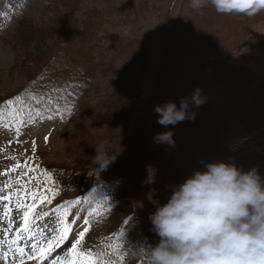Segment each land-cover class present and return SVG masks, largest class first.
Instances as JSON below:
<instances>
[{
  "label": "rangeland",
  "instance_id": "374dc122",
  "mask_svg": "<svg viewBox=\"0 0 264 264\" xmlns=\"http://www.w3.org/2000/svg\"><path fill=\"white\" fill-rule=\"evenodd\" d=\"M65 1L0 0V252L8 251V241L22 224L24 209L19 204H31L35 193L38 207L30 221L34 236L20 233L25 264H52L85 228L89 230L80 249L90 252L97 264H141L143 243L158 241L148 217L156 203H164L165 190L153 205V188L146 186L144 173H123L124 158L139 152L140 145L148 153L152 145L161 167L157 175L170 183L204 171L206 163L224 162L226 156L237 168H255L264 177V12L253 17L218 14L210 4L194 10L190 0H75L77 10L69 12ZM92 9L98 25L91 29L85 17ZM64 12L70 14L65 21ZM33 27L45 36V52L53 51L49 43L59 44L57 53L53 51L56 57L42 72L37 67L43 54L36 53L33 61L29 56L35 44L40 51L38 41L43 39L42 33L27 37ZM74 29H82L91 40L80 42L83 32L78 38L64 37ZM192 59L201 67L191 68ZM200 69L214 81H224L234 104L221 116L209 109L208 99L199 107L190 104L195 119L163 130L155 106L172 101L179 108L180 100L195 90L190 85L177 92L179 79L195 76ZM87 70L91 74H85ZM32 73L38 74L39 87L26 81ZM165 90L170 93L163 101L159 95ZM168 130L173 138L177 133L183 137L187 146L178 145L180 151L173 152L169 145L154 142L156 134ZM214 138L224 146L212 154L214 149L204 143ZM96 148L118 149L119 157L102 169L91 158ZM174 164L180 172L167 173ZM61 167L83 169L74 183L80 188L73 193L68 194L62 182ZM5 196L11 199H2ZM40 197L50 203L40 204ZM114 208L132 215L115 221ZM141 212L144 223L137 219ZM65 223L70 229L66 246L52 250L43 261L28 259L33 243L46 247ZM15 247L7 260L0 257V264H19Z\"/></svg>",
  "mask_w": 264,
  "mask_h": 264
},
{
  "label": "clouds",
  "instance_id": "9594fccd",
  "mask_svg": "<svg viewBox=\"0 0 264 264\" xmlns=\"http://www.w3.org/2000/svg\"><path fill=\"white\" fill-rule=\"evenodd\" d=\"M209 4L218 14L253 17L264 12V0H190L194 10ZM204 102L197 88L180 100L179 108L172 101L157 105V123L167 128L193 120L189 105ZM153 140L175 146L171 130ZM95 150L91 158L103 169L112 158ZM204 169L173 186L166 203H156L148 219L158 241L143 243L139 254L146 264H264V177L255 168L244 171L223 161L206 163ZM155 171L147 167L149 183Z\"/></svg>",
  "mask_w": 264,
  "mask_h": 264
},
{
  "label": "trees",
  "instance_id": "16d2710c",
  "mask_svg": "<svg viewBox=\"0 0 264 264\" xmlns=\"http://www.w3.org/2000/svg\"><path fill=\"white\" fill-rule=\"evenodd\" d=\"M62 3H64L63 5L65 6V9H67L69 12L73 11V10L74 11L77 10V8H76L77 2L75 0H68V1H65V2H62ZM67 16L70 17V14H67V12H64V14L61 17V20L65 21ZM85 18L87 19V24L85 26H87V27L90 26V28L92 29L94 26L98 25V23H97L98 22L97 15L94 14L93 9L90 12H88V16L86 15ZM61 23H63V22L61 21ZM51 32L52 31H47L46 35H50ZM82 32H83V35L79 34V33H82ZM32 33L41 35L42 32L38 31L37 29H35L33 27L32 30L30 31V33L27 35V37L29 36L28 37L29 39L31 38ZM72 34H74L76 38H78V34H79L81 36L80 39H79L80 42H83V41L87 40V43H88L91 40V38H92V37H90V35L88 33H84V31L82 29L71 30L69 33H66L64 37H66L67 35H68V37L72 36ZM41 36L43 37V39L42 40L39 39L40 41H38V47L40 48V51H38V52L35 51V45H36L35 44L33 46V48H32V54L29 55V56H32V61H33L36 53L37 54L38 53H42L43 54V57H42L41 62H40V66L37 67V68H39L38 72H42L44 68L48 67V65L52 61V59L54 57H56L55 54L57 53V50L59 49L58 48L59 44L54 43V45H51V43H49L50 50H53V51L56 50V53H53V51H50V53H48L47 51L45 52V50L47 49L46 48V43L47 42H45V36H44L43 33H42ZM24 39H25V37H24ZM32 41H34V39H32ZM30 43H31V40H30V42L28 44H30ZM43 46H44V50H43ZM59 54H60V52H59ZM86 54H87L86 51H84L83 55L85 56ZM26 58H27V56H26ZM68 58H70L71 61L75 62V64H78V61H76L77 59H75L73 57H69V56H68ZM28 59H30V58L28 57ZM192 60H193V64H191V68H198L199 66L201 67V63H200L199 60H197V59H192ZM202 62L204 63L206 61L204 60ZM189 66H190V64L187 67H189ZM81 67L82 66H80V68ZM84 73L85 74L86 73H90V71L87 70ZM197 73L198 74H196L195 76L188 77V78L183 79V80L179 79L180 82L178 81L175 90H177V92H178V89L181 90V92H183L185 90L187 91L190 85H192L195 89L199 88L201 97H203L204 99H208L207 101L211 105V107H209V109H211V108L215 109V112L219 114L218 116L224 115L226 108H229L231 105L234 104L233 94L228 92V88L225 87L226 84L224 83V81L223 82L214 81L215 78H213V75L211 73H209L208 71H206V69L201 70L200 72L197 71ZM72 74L75 75L74 73H71V75ZM37 76H38L37 73H36V75H34V73H32V77L26 78V81H28V83H32V86L37 84L38 87H39L40 86V81H39ZM81 78L83 79V75L81 76ZM87 78H88V76H87ZM223 78L225 79L226 77H223ZM82 87H84V85ZM210 87H211L212 91L208 90V89H210ZM224 88L227 89V91ZM170 91L173 92L172 90H170ZM208 92H210V93L212 92V94L210 95ZM45 93H47V92H45ZM160 93L161 94L159 95V97H161L162 100L164 101L165 98L167 97V94L170 93V92L168 90H165V91H162ZM208 94L210 96H208ZM159 97L156 96V98H159ZM181 98H183V97H181ZM220 102L222 103V105L227 103L225 105L226 107L225 106L223 107L224 109L220 108V106H219ZM161 127H163V130H164L165 127L164 126H161ZM153 130H154V127H153ZM173 140L175 141V146L174 147L170 146V149H169L170 151L173 149L172 150L173 152L174 151L179 152L180 150L178 148V145H180V147L181 146L182 147L187 146L185 144V139L183 137L178 136V133L175 134ZM219 144H220V146H219ZM219 144L217 145L215 143V138H214V141L211 140V141H208V143H204L205 147H209V150H213L214 149L212 154H215L216 151H218V149L220 147L222 149V146H224L223 142L219 143ZM225 144L228 146L227 143H225ZM140 146H141V149L139 150V152L136 151V152H134V154L132 156H128V157L124 158L125 162H124V167H123V170H124L123 173L128 172V174H130L129 172H131V171L133 172L134 170H136L135 172H138L139 174L140 173H144V177L147 178L148 177L147 167L153 165V167L156 170L155 171V176L153 178V182H151L149 184V182H147V180H145V182H147L146 186L147 187L151 186L153 188V192L152 193H153V196L155 198L150 200V202H152V204L155 205V202L153 200L159 199L160 198L159 197L160 193L163 190H165V194L163 196L162 201L164 203H166L167 199L171 195L172 187L179 185L180 183H182L184 181V179L179 180V181H177L175 183H170V182H167L164 179H162V177L157 175V173L161 170L160 169L161 167H159V168L157 167L158 165L155 162V157H154V155H152V150H153L152 149V145H150L151 148L150 147L147 148L150 151V153H148L146 150H144V149H146V148H144V145H140ZM117 150L118 149H113V150H109V151L107 150L106 152L109 154L110 158L114 159V158H116V156H118V151ZM226 152H228L231 155L230 151H226ZM229 157H231V156H226V159L224 161L225 163H228L230 161ZM112 159H110V160H112ZM167 160L168 159H166L165 161L168 162ZM136 162H139V163L142 162L143 166L141 168H139ZM176 162H178V161H176ZM162 164H165V163H162ZM175 164L172 165L171 168H168L167 173L171 172V171L174 174L176 172H180V171H176L175 172V170L179 169V164L177 166ZM58 170L60 171V173H61V171L63 173L62 182H64L65 185L69 188L68 194L73 193L74 190H78V188H80L78 186H75L74 183L78 182V180L82 177V173H83V169L82 168L78 169V168H74V167H68V168L61 167ZM128 174H126L127 178H128ZM179 176L181 177V174H179ZM81 190H82V188H81ZM121 193H122V197H123L124 202H127L126 201V191L124 190V188L121 189ZM120 212L121 213L119 214V212L116 211V209H114L113 213L111 214L112 218L115 219V221L120 219V218H121L120 220L124 221L129 216L132 215L131 212L128 213V215H126V216H125V213L123 212V210H120ZM141 214H142L141 218H137V219H138V222L140 221V222L144 223V220H145L146 217L144 215V212H141ZM142 230H146V227L143 226ZM139 260H140L141 264H146V258L144 256L141 255Z\"/></svg>",
  "mask_w": 264,
  "mask_h": 264
},
{
  "label": "snow or ice",
  "instance_id": "6c2138e0",
  "mask_svg": "<svg viewBox=\"0 0 264 264\" xmlns=\"http://www.w3.org/2000/svg\"><path fill=\"white\" fill-rule=\"evenodd\" d=\"M8 104H11L12 101H7ZM19 167V165H17ZM15 171L16 169H12ZM33 202L31 204H24L20 203L19 208L24 209L22 214V224L16 231V236L14 239H11L8 241V251L0 252V257L7 260L9 251H12V246L16 245L15 247V253L19 257H21L19 264H25V261L23 257L26 255L25 248L19 246V241L22 239L20 233L26 232L29 234V238L32 239L34 234L31 232L30 229V221L33 217L35 209L38 207L36 203V194L33 193ZM4 200H10L11 196H5L2 197ZM45 202L50 203V201H46L45 197H40L39 203L43 204ZM9 209H6L5 215H7ZM49 213H44V216H48ZM67 212L64 213V216L67 217ZM11 224V220L9 221ZM87 223V221H85ZM88 228H85L83 231L79 233V238L71 244V247L67 248L66 253L63 256H57L56 260L52 262V264H57V261H59V264H97L95 257L90 253H86L83 250L80 249V245L85 237V233L88 232ZM70 229L65 223L64 226L59 230V235L56 236L54 239H50L47 242L46 247H41L38 245V243L32 244V254L28 255V259H39L43 261L47 255L54 249H59L61 245H65V242L68 239ZM0 244H3V241H0ZM66 246V245H65Z\"/></svg>",
  "mask_w": 264,
  "mask_h": 264
}]
</instances>
